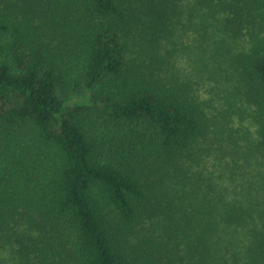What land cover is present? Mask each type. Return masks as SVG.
Segmentation results:
<instances>
[{"label":"trees","instance_id":"obj_1","mask_svg":"<svg viewBox=\"0 0 264 264\" xmlns=\"http://www.w3.org/2000/svg\"><path fill=\"white\" fill-rule=\"evenodd\" d=\"M210 28L256 188L205 167ZM0 264H264V0H0Z\"/></svg>","mask_w":264,"mask_h":264},{"label":"rangeland","instance_id":"obj_2","mask_svg":"<svg viewBox=\"0 0 264 264\" xmlns=\"http://www.w3.org/2000/svg\"><path fill=\"white\" fill-rule=\"evenodd\" d=\"M211 31L212 28L197 44L191 32L185 43L195 48L180 58L183 73L197 83L200 97L208 105L210 117L216 125L210 135L211 147L205 158V167L213 174L214 180L225 182V185L239 189L251 182L255 187L259 167L253 166L254 161L246 149V137L250 139L251 136L254 140L255 131L248 118L240 112L241 104L233 89V77L223 72L220 66L225 59L223 37L216 31L213 35ZM223 173H231V177L227 180Z\"/></svg>","mask_w":264,"mask_h":264}]
</instances>
